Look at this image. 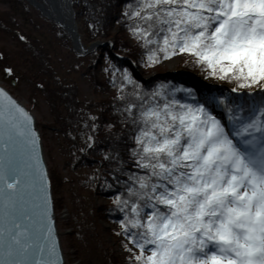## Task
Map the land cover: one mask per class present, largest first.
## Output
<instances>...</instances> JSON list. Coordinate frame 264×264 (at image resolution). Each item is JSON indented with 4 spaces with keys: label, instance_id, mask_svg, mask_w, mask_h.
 <instances>
[{
    "label": "snow or ice",
    "instance_id": "1",
    "mask_svg": "<svg viewBox=\"0 0 264 264\" xmlns=\"http://www.w3.org/2000/svg\"><path fill=\"white\" fill-rule=\"evenodd\" d=\"M125 16L149 65L191 54L253 97L229 108L233 135L205 104L169 100L159 87L145 99L123 72L117 96L132 85L138 98L124 112L138 125L130 152L143 170L115 197L130 264H264V0H135ZM32 119L0 89V264H57Z\"/></svg>",
    "mask_w": 264,
    "mask_h": 264
},
{
    "label": "rangeland",
    "instance_id": "2",
    "mask_svg": "<svg viewBox=\"0 0 264 264\" xmlns=\"http://www.w3.org/2000/svg\"><path fill=\"white\" fill-rule=\"evenodd\" d=\"M17 1L13 3L9 0H0V17L10 13L18 26L45 48L47 58L44 62L48 63L47 73L52 74L51 82L56 78L63 86L73 84L81 109H84L89 101L94 103L116 94L117 89L110 81L114 76V71L103 63V56L96 57L93 53L88 54V51L96 47H101V49L106 45L112 47L113 39L98 37L89 39L85 35L84 19L73 7L72 0H62V4L71 13L68 5L70 4L73 18L78 21L79 33L85 43L82 42L84 47H87L93 41H106L107 43L104 46H96L88 49L86 53L78 54V50L73 46L71 38L64 27L41 12L31 1ZM44 2L47 4L46 1ZM127 38L130 43L133 42L129 36ZM25 39V37H19L16 33L3 32L0 28V84L10 90L33 113L40 132L48 170H52L58 178L59 183L56 186L58 191L55 192L53 198L59 201L54 211L64 256L63 264H113L116 259L119 260L120 264H125V261H129L130 253L124 247V243L127 242L126 239L119 234L120 225L111 222L102 214L103 209L101 207H106L109 204V198L101 194L98 189V174L95 173V167L81 165V154H86L88 148L92 145V141L90 143L87 141L90 132L84 129V121L80 122L75 130L64 134L60 130L62 129L60 118L65 114L64 109L62 104H59L57 112L53 111L55 107L51 105L47 95L45 96V92H43L45 89L41 82L44 79L42 81L37 80L38 87L34 90L35 84L32 85L11 74L13 65H16V68L20 70V72H16L19 75L21 72L26 74V71L29 70L28 66L31 63L33 64L31 62L33 57L29 54L26 56L27 59H23L19 55L21 52L22 55L24 54L23 48L25 47L30 51V47L27 46L29 40ZM186 55V53H177L168 59H164L163 64L166 65L167 71L178 70L180 61ZM128 60L135 70L139 73L144 72L140 73L142 77H147V80L150 79V71L153 68L152 64L147 63V58H141V62L131 58H128ZM5 69H11V71L6 72ZM197 70H185V72H191L194 76L192 78L187 74L185 75L190 83L198 85V87H200L199 84L212 85L216 86L217 91L220 90L222 93L226 91L222 86L219 87V84H227V82L214 79L207 74V69H205L206 71ZM94 115L92 113V116ZM79 215L81 221H83L82 228L78 226H74V229L69 227L67 223L71 219L79 221ZM81 221L77 224L79 225ZM85 224L88 228L90 224L100 225L101 235L107 239L113 252L111 258L114 259L112 261L105 257L101 251L97 253L93 245L90 247V254L77 252V249L82 245L81 237L85 235L84 237L87 238L89 233V229ZM78 228L83 230V232L81 230L82 234L78 236L79 239L74 234L78 231ZM89 243H92L90 238ZM129 246L131 247V245Z\"/></svg>",
    "mask_w": 264,
    "mask_h": 264
},
{
    "label": "trees",
    "instance_id": "3",
    "mask_svg": "<svg viewBox=\"0 0 264 264\" xmlns=\"http://www.w3.org/2000/svg\"><path fill=\"white\" fill-rule=\"evenodd\" d=\"M9 1L13 3L18 2L17 0ZM134 2L135 0H72L73 7L84 19L85 35L89 39H94L96 37L101 39H113L112 47L108 45L103 49H101V47H96L88 51V54L93 53L96 57L100 55L103 56V63L114 71L113 78H115V80L112 78L110 81L116 89H118L119 84L122 82L121 76L126 70L129 76L139 83L140 88L138 90L142 91L145 99H148L149 94L159 87L167 94L169 100L175 98L189 103L198 101L205 104L214 114L206 98L199 95L195 85L190 83L185 76V70H205L204 67L194 62L191 54L186 53L187 55L185 58L180 61V68L171 72L167 71V67L163 64V60L172 56L152 64L153 69L150 71L151 76L149 80H147V77H142L140 75L142 71L139 73L130 64L128 58L137 59V62H141V58H147L149 50L148 48L141 47L140 42H138L129 31V26H135V18L129 19L128 16H125V10L127 6L134 4ZM0 19L2 20H0V28H2L3 32L16 33L19 37H25L29 40L27 46L30 47V51L25 47L23 48L24 54L22 55L21 52L19 55L22 56L23 59H27L26 56L28 54L33 57L31 60V62H33V64L31 63L33 67L30 64L26 74L21 72L17 75L20 70L16 68V65H13L11 74L19 79H24L32 85L35 84L34 90L38 87L37 80L42 81L44 79L41 82L45 89L43 92H45V96L47 95L51 105L55 107L53 111L57 112L59 104H62L64 109L65 114L60 118V122L62 123V129L60 130L63 131L64 134L68 131L75 130L80 122L84 121V129L90 132L93 140L86 154H81L80 156L81 165L85 164L86 166L92 165L95 167V173L98 174V189L100 193L109 198L110 201L106 207H101L103 209L102 214L111 222L119 224V220L123 217L121 209L117 207L115 203V197L117 194L121 196L127 195V185L124 184V181L129 180V172L135 173L137 171H143L135 167L136 158L135 155L130 152V149L135 147L134 136L138 130V125H134L130 119H125L127 113L124 112L125 100H138L137 97L131 95L133 91L132 85H126L127 92H125L123 98L118 97L117 92H115V95L113 94V96L111 95L107 99H100L94 103H90L89 101L86 103L84 109H81L73 84L63 86L56 78L51 82L52 74L47 73L48 63L44 62L45 58H47L45 48L41 46L39 42L32 39L28 33L24 32L10 13L9 15H2ZM127 36L133 40L132 43L128 41ZM104 64L103 66L106 67ZM45 76L46 78H44ZM49 78L50 80H48ZM213 78L219 79L216 77ZM223 81L234 88L233 82L228 80ZM253 88H255V86H253ZM256 93L255 99L258 101L261 90L259 89ZM162 100L163 97L157 98V102H162ZM224 104L230 117L234 114L229 111L230 107L241 109L249 107L246 95H243L242 104L240 105L229 103L226 100ZM92 113L95 115L92 116ZM92 117L96 119L93 120ZM217 118L223 123L220 117L217 116ZM93 123L96 124V128L94 129L91 128ZM232 131L236 133V128L234 126ZM49 176L54 197L55 192L58 191L56 186L59 181L52 170H49ZM129 182L131 183V181ZM53 200L54 206H57L59 201L54 198ZM78 218H80V215ZM79 221H81V218ZM79 221L71 219L67 225L71 228L73 227V229L75 228L74 226L81 227L83 221L78 225L77 223ZM85 226L87 225L85 224ZM81 228H78V231L74 233L77 235V239H79L78 236L83 232ZM87 229H89L87 238L84 237L85 235L81 237L82 245L77 249V252L90 254V247L93 245L97 253L101 251L105 257L112 261V259H114L111 258L113 252L110 249L107 239L103 238L101 235L100 225L90 224L89 228L87 226ZM119 234L125 238L120 232ZM89 238L92 240V243H89ZM118 261L119 260L116 259L113 261V264H120ZM125 264H130V262L125 261Z\"/></svg>",
    "mask_w": 264,
    "mask_h": 264
},
{
    "label": "water",
    "instance_id": "4",
    "mask_svg": "<svg viewBox=\"0 0 264 264\" xmlns=\"http://www.w3.org/2000/svg\"><path fill=\"white\" fill-rule=\"evenodd\" d=\"M32 2V1H31ZM36 7H41L40 4L32 2ZM47 3L49 5V7L51 8V10L53 11L54 15H55V20L58 23V25L64 27V29L67 31V33L69 34L71 41L73 43V46L79 51V52H85L88 49H91L93 47L96 46H104L107 42H100V41H93L91 42L89 45H87V47H84V44L81 42V38L79 37V34L77 32V29L73 23V11L72 8L69 5L70 11H71V16L67 17L65 15V13L67 14V12L65 11V8L63 7L62 4V0H47ZM69 3V2H68ZM70 14V13H69ZM47 15V14H46ZM188 76L190 77H194L192 75L191 72H185ZM220 86L224 87L227 90H233V87L229 84H219ZM0 89H4L18 104H20L31 116H32V127L35 130L37 136H38V152H39V156L41 159V163H42V167L43 170L45 171L46 175H47V192L49 195V200H50V215H51V223L53 225V230H54V243L56 246V254H55V259L57 261V264H63L64 262V256H63V251H62V247H61V243L59 240V236H58V230H57V226H56V219H55V212L53 209V200H52V187L50 184V177H49V170L44 158V153H43V148H42V143H41V136H40V132L39 129L36 125L35 122V118L33 113L27 108V106L21 101L19 100L17 97H15L12 93L9 92V90L4 87L3 85L0 84ZM255 88H253L254 90ZM238 92H244V91H248V89H238L235 90Z\"/></svg>",
    "mask_w": 264,
    "mask_h": 264
},
{
    "label": "bare ground",
    "instance_id": "5",
    "mask_svg": "<svg viewBox=\"0 0 264 264\" xmlns=\"http://www.w3.org/2000/svg\"><path fill=\"white\" fill-rule=\"evenodd\" d=\"M28 1H32V2H35V3H38V4H40V6H42V8L40 7H37L41 12H43L44 14H47V16L50 18V19H52V20H54V21H56L55 20V15H54V13H53V11L51 10V8L49 7V5H48V3L47 4H45V2L44 1H46L47 2V0H44V1H40V0H28ZM64 8H65V11L67 12V14L65 13V15L67 16V17H69V16H71V13L69 14V12H68V10H67V7H65V6H63ZM73 23H74V25H75V27H76V29H77V32H78V34H79V37L81 38V34L79 33V25H78V21L76 20V19H74L73 18ZM81 42H83L84 43V41L81 39ZM85 44V43H84ZM88 51V50H87ZM87 51H85V52H82V53H86ZM77 52V51H76ZM78 54H80L81 52H77ZM216 87V86H215ZM9 92L10 93H12L10 90H9ZM13 94V93H12ZM14 95V94H13ZM15 96V95H14ZM16 97V96H15ZM51 184V183H50ZM52 200H53V191H52ZM53 209H55V206H54V200H53ZM55 212V211H54Z\"/></svg>",
    "mask_w": 264,
    "mask_h": 264
}]
</instances>
